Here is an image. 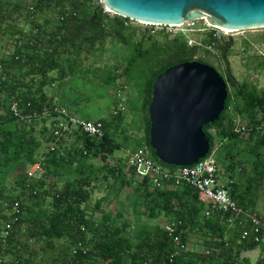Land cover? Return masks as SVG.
<instances>
[{"label": "trees", "instance_id": "1", "mask_svg": "<svg viewBox=\"0 0 264 264\" xmlns=\"http://www.w3.org/2000/svg\"><path fill=\"white\" fill-rule=\"evenodd\" d=\"M32 3L25 7L24 13L25 22L29 20L32 24L29 35L6 25L10 21V5L0 4V36L11 34L15 45L12 53L0 54V255H3L4 261L1 264H34L37 252L31 249L29 241L45 243L43 251H61L57 243L63 240L69 243V254L61 251L63 258L61 261L55 260V263L174 264L170 263V259L174 258L176 264H264V242L241 240L242 226L238 223L230 226L229 215L220 212L206 215L194 188L187 185L172 187L170 184L153 186L150 180L136 178L129 167L124 171V165H111L107 161L122 149V144L115 138L117 133L127 142L121 130L124 112L116 116L112 113L110 120H91L79 116L75 111L88 96L82 91H73L77 68L81 66L77 60L80 61L84 51H90L104 42L107 35L129 45L134 33H125L131 28L128 24L130 20L118 15L110 17L100 0H40L35 12H30ZM50 4L56 6L61 17L54 28L47 31L44 26L48 21L41 25L34 16L41 6L43 11ZM14 6L20 11L18 5ZM19 17L23 19L22 14ZM151 38L148 35L147 39ZM205 43L221 54L224 63L221 76L227 83L228 98L223 113L217 121L205 126L204 131L210 137L211 150L218 140L225 150L221 153L225 165L217 166L223 170L224 182L232 198L254 213L257 212L256 194L264 185V91L258 92L257 87L248 82L239 83L233 76L228 61L234 45L232 38H217L211 33L205 38ZM133 46L134 50L124 68L116 67L105 82L122 79L129 88V80L146 74L143 87V108L148 114L144 119L145 139L126 146L131 150L147 147L154 160L164 164L150 145L149 105L153 86L166 69L194 61V55L203 47H189L183 36H175L163 46L152 38L146 48L142 38ZM205 50L208 52L207 47ZM231 86L239 102L237 112L246 120L247 130L241 134L235 133V119L228 115ZM48 88L54 92L50 94ZM14 100L23 113L36 111L41 116L32 122L20 120L10 108ZM46 111L48 115H44ZM59 111L87 121H102L103 136L95 138L74 131L68 136L54 139L53 127L68 119L66 114ZM48 120H51L50 125H47ZM38 121L42 123L39 131L42 138L36 132ZM211 129H215V136ZM70 139L73 141L71 148L66 144ZM45 141L48 148L40 153ZM240 144L245 145L243 149H238ZM51 146L55 150L50 151ZM218 151L219 148L216 153ZM93 156L102 159L104 164L99 168L88 164L87 161ZM244 159L250 161L252 172L249 175L244 172ZM38 161L42 170L29 180L27 169ZM126 163L128 165L127 159ZM9 176H13L11 186L5 183ZM99 179H113L112 186H118L116 193L134 186L136 195L143 200L145 213L153 219L164 213L167 216L166 224L143 228L133 240L126 236L128 222L121 226L114 225L113 218L121 217L119 210L113 213L115 216L102 210L105 197L95 203L94 212L101 211L102 216L100 221H95L93 215L89 216L85 204L96 187L95 181ZM60 181L63 182L62 186L58 185ZM45 198H51V207L45 205ZM30 201L31 204L28 203ZM16 203H19L20 210L17 214L12 209ZM258 214L264 217V214ZM14 216H17V221L12 223L6 236L4 232ZM246 226L250 229L249 224ZM22 234L28 242L19 241L18 236ZM196 234L205 237L206 250L202 253L194 249L182 250L174 242V238L179 236L183 244L190 243V237ZM262 235L264 237V232ZM258 248L263 255L255 262L241 256L242 252ZM45 264L54 262L46 261Z\"/></svg>", "mask_w": 264, "mask_h": 264}, {"label": "rangeland", "instance_id": "2", "mask_svg": "<svg viewBox=\"0 0 264 264\" xmlns=\"http://www.w3.org/2000/svg\"><path fill=\"white\" fill-rule=\"evenodd\" d=\"M1 3L4 5H10V10L11 6L14 5H18L20 7V11L15 9L8 12V17H10L8 20L10 21L7 22V24L11 26L12 29H21L26 35L31 34L32 24L29 20L28 22H25L24 13L26 12L25 7L32 3V0H0V4ZM105 11L107 12L108 10ZM21 14L23 19L19 17ZM108 15L113 17L115 14L109 11ZM17 17L19 20H17ZM34 17L35 20L41 25H45L46 21H48V24L45 25L44 28L46 27L48 29L47 31H51L61 16L59 15V11L56 6L50 4V6L45 7L43 11L42 6L40 9H37ZM199 22V24H201L202 21ZM128 24L129 27L131 26V28L125 32L126 35L134 32L129 45H124L118 42L112 35H107L104 42L97 44L90 51H84L81 55L80 61L79 59L77 60V63L80 62L79 65L81 66L77 68V80H75L74 84L72 85L73 91H82L88 95L86 97L87 99L85 103L75 110L79 116L89 118L91 120H98L100 118L110 120L112 118L113 110L119 103V99L116 97L115 93L122 79H118L116 82L112 81L110 83H106L105 81L107 77L113 73L116 67L124 68L128 58L131 56L134 50L133 45L139 42L140 39L144 38V48L151 44L152 38L157 40L162 46L165 45L168 40L172 39L170 35L152 33V29L146 27L140 22L130 20ZM144 30L146 32H144ZM224 30L226 31L227 29ZM147 31H149V33ZM226 33L227 34H225V36L227 38H232L234 42L228 57L233 76L239 83L248 82L255 85L258 89V92L264 91V67L262 66V62L264 61V28L249 30H227ZM148 35L152 36L151 40L147 39ZM188 38L201 41L204 46L203 49L199 50L198 53L194 55V61H203V63L214 67L220 73V75L221 73H224V63L221 54L219 51L206 45V37L191 33L188 34V37H186V39ZM13 39L14 38L11 37V34H3L0 36L1 55H5L7 52L9 54L14 51L15 45L13 44ZM206 47L208 52L205 50ZM145 81V73H142L137 77L135 76L134 79L129 80V88L124 96L126 99V111L124 112V120L121 127V130L124 131V135L127 138V142L117 133L115 138L117 142L122 144V149L116 151L114 156L107 160L111 163V165H124V171H127L128 169L125 150L131 149L127 146L133 141H144L145 139L144 119L148 116L147 110L143 108V87ZM47 90L50 94L54 92L49 88ZM229 92L231 94V102L228 115L232 119L239 118L241 121L246 123V120L243 119L237 112L236 106L239 102L235 98L234 87L231 86L229 88ZM50 124L51 120H48L47 125ZM35 127L38 136L42 138L41 135H39V131L42 128L41 121H38ZM72 142V139L67 141L66 144H68V147L71 148ZM217 143L219 144V151L215 154L214 162L219 167H223L225 163L222 159L221 153L223 154L225 150L223 147H221L222 143L219 140ZM41 146L40 153L41 151L46 152L45 149L48 148L46 141L43 142ZM244 146V144H240L238 149H243ZM87 163L92 164L97 168L104 164L102 159L94 156L90 157ZM243 164L245 167V175L251 174L252 171L250 161L248 162L244 159ZM236 176V180H238V172H236ZM12 179L13 176H9L5 183H7L8 186H11ZM112 183H114L113 179H109L108 181L99 179L95 181L96 187L92 192L90 200L85 204V207L88 209L89 216L93 215L95 221L98 222L102 219L100 214L101 211L94 212L95 203L97 200L105 197L106 199L102 204V210L105 213L112 212V216H115L113 213L119 210L121 212V217L116 218L115 216L113 218L114 225L121 226V224L125 221L128 222L129 227L127 228L126 236L132 238L133 240H136V234L143 228L145 229L147 227L166 224L167 216L164 213H162L157 219L150 218L145 213L143 200L138 195H136L134 186L124 188L121 193H116L115 188L118 186L114 188ZM133 183L136 185L135 180ZM62 184L63 182L60 181L58 185L62 186ZM53 191L54 190H51V192ZM28 203L31 204V201ZM45 205L51 207V198H45ZM256 208L258 213L264 214V185L256 194ZM18 239L23 243L27 241L24 239L23 234L18 236ZM204 241L205 237L200 234H196L190 237L189 242L192 244L194 250L200 251L202 253L206 250L204 248ZM29 244L31 245V249L37 252L34 264H45L46 261H53L54 264H60L59 262L63 258L61 251H64L66 254H69L70 251L69 243L64 240L58 241L57 243V248H59L61 251H43L42 249H44L45 243L42 244V242L35 243L34 241H29ZM260 255L262 256L263 254L259 248L254 254L250 255L249 258L252 262H255ZM55 260L60 261L55 263Z\"/></svg>", "mask_w": 264, "mask_h": 264}, {"label": "water", "instance_id": "3", "mask_svg": "<svg viewBox=\"0 0 264 264\" xmlns=\"http://www.w3.org/2000/svg\"><path fill=\"white\" fill-rule=\"evenodd\" d=\"M110 12L132 21L177 25L206 18L230 30L264 28V0H102ZM228 87L212 66L192 61L166 69L149 105L150 145L166 165L190 166L206 157L204 127L225 109Z\"/></svg>", "mask_w": 264, "mask_h": 264}, {"label": "built area", "instance_id": "4", "mask_svg": "<svg viewBox=\"0 0 264 264\" xmlns=\"http://www.w3.org/2000/svg\"><path fill=\"white\" fill-rule=\"evenodd\" d=\"M39 2L40 0H34L32 5L29 7L30 12H35L36 5L39 4ZM100 2L103 5V1L100 0ZM104 8L105 10H108L106 7ZM109 11L110 10L107 12ZM199 21H202L201 24H199ZM142 24L152 29V33L170 35L172 39L175 36H183L186 39L188 34L191 33L202 37H207L209 34L213 33V36L217 38L224 37L225 34H227L225 30L212 25L206 18L193 20L191 22H184L183 24L177 25ZM186 40L189 47H204L201 41H196L192 38H188ZM127 89V85H125L123 81H120L115 93L116 97L119 99V103L117 108H115L113 111L114 116L126 111V99L124 96ZM10 108L17 118L25 122H32L33 119L41 116L36 111L33 113H23L20 110L19 104L16 100L13 101ZM55 112H57V110H55ZM59 112L66 114L68 119L65 123L61 122L53 127L52 135L54 139L58 140L63 136H68L74 131L81 132L95 138H101L103 136L104 125L102 121H87L85 119L76 117L73 114H68L66 111ZM47 113L48 111L44 112V115H48ZM246 130V123L241 121V119L236 118L234 125L235 133L241 134ZM210 131L215 136V129H211ZM218 148L219 144L215 143V146L212 150H209V153L206 155V157L200 159L193 165L172 167L154 160L150 150L147 147H142L136 150L126 149L125 152L128 160V167L134 171L136 178L139 180H150L152 185L157 187H164L167 184H170L172 187L181 185L190 186L198 193L199 200L204 205L206 215H209L211 212H220L229 215L228 222L230 226H235L236 223L242 226L241 240H252L255 243L264 242V237L262 235L264 232V217H262V215L258 214L257 212L252 213L244 209L235 199L232 198L226 183L224 182L223 170L220 169L214 162V157ZM53 150L55 149L53 146H51L50 151ZM41 170L42 166L40 161L30 165L27 169L29 180L35 177V175L38 172H41ZM12 209L14 213H19V203H16ZM15 221H17V216H14L11 220V223L7 225V230L4 232L6 236L9 235L8 231L11 229L12 223ZM247 224L250 225V229L246 228ZM5 241L6 239L4 238L3 242ZM174 242L176 246L182 250H193L192 244H183L179 236L174 238ZM208 252L209 251H207V253ZM255 252L256 250L242 252L241 256L249 257ZM2 262H4L3 255H0V264ZM170 263L176 264L174 258L170 259Z\"/></svg>", "mask_w": 264, "mask_h": 264}, {"label": "crops", "instance_id": "5", "mask_svg": "<svg viewBox=\"0 0 264 264\" xmlns=\"http://www.w3.org/2000/svg\"><path fill=\"white\" fill-rule=\"evenodd\" d=\"M16 9V7L15 6H11V10L13 11V10H15ZM10 10V8H9V11L8 12H10L11 11ZM7 26H9L8 24H6ZM9 27H11V26H9ZM1 47V46H0Z\"/></svg>", "mask_w": 264, "mask_h": 264}, {"label": "bare ground", "instance_id": "6", "mask_svg": "<svg viewBox=\"0 0 264 264\" xmlns=\"http://www.w3.org/2000/svg\"><path fill=\"white\" fill-rule=\"evenodd\" d=\"M219 28H220V27H219ZM221 29H223V30H224V28H221ZM227 30L229 31L230 29H227ZM227 30H226V31H227Z\"/></svg>", "mask_w": 264, "mask_h": 264}]
</instances>
